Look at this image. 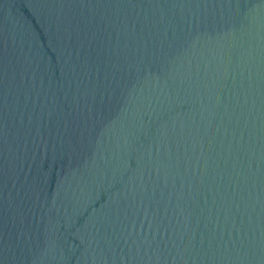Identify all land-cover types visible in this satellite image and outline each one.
Returning a JSON list of instances; mask_svg holds the SVG:
<instances>
[{
	"label": "water",
	"instance_id": "1",
	"mask_svg": "<svg viewBox=\"0 0 264 264\" xmlns=\"http://www.w3.org/2000/svg\"><path fill=\"white\" fill-rule=\"evenodd\" d=\"M0 264H264V0H0Z\"/></svg>",
	"mask_w": 264,
	"mask_h": 264
}]
</instances>
